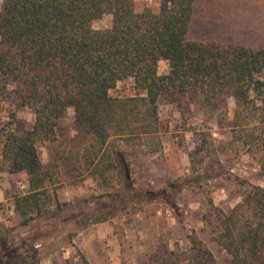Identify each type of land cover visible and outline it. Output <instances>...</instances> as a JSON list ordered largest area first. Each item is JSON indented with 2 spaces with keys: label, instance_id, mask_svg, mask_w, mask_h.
<instances>
[{
  "label": "trees",
  "instance_id": "1",
  "mask_svg": "<svg viewBox=\"0 0 264 264\" xmlns=\"http://www.w3.org/2000/svg\"><path fill=\"white\" fill-rule=\"evenodd\" d=\"M196 1L173 0L169 12L155 13L135 0H3L0 97L35 116L29 129L0 130L8 172L28 176L29 192L15 198L24 225L53 205L47 185L51 166L43 165L40 148L58 142L69 108L84 136L80 145L90 177L103 188L120 187L108 196L112 210L116 203L124 207L145 200L134 188L130 155L121 146L139 142L150 153L162 151V97L182 115L195 107L217 121L229 115L228 100L234 99V138L264 151V81L258 78L264 50L190 40ZM107 15L112 25L95 29ZM127 80H133L135 96L111 94ZM151 198L169 202L158 192ZM54 204L61 210L57 197ZM88 212L90 222L100 223L113 211L102 203ZM218 220L215 240L230 264H264V187L250 186ZM180 256L166 250L162 264H217L197 239L192 252L183 253L187 258Z\"/></svg>",
  "mask_w": 264,
  "mask_h": 264
},
{
  "label": "rangeland",
  "instance_id": "2",
  "mask_svg": "<svg viewBox=\"0 0 264 264\" xmlns=\"http://www.w3.org/2000/svg\"><path fill=\"white\" fill-rule=\"evenodd\" d=\"M135 1L140 8L166 13L173 0ZM231 1L197 0L189 39L231 45L237 20L242 24V33H236L239 41L264 50V0H235L237 8ZM111 25L107 15L94 28ZM166 71L162 63L160 72ZM258 78L264 81V71ZM111 94L135 96L133 80L120 83ZM228 105L229 115L217 121L195 107L182 115L176 105L160 98L162 151L150 153L139 142L121 146L130 155L134 188L145 200L124 207L116 203L113 210L108 196L120 187L106 189L90 177L80 145L84 136L69 108L60 122L58 142L40 148L43 165L51 166L47 185L53 205L45 206L43 215H34L27 225L16 212L15 198L29 192L28 176L8 172L0 142V264H162L166 250L185 260L183 253L192 252L195 239L212 252L217 264H230V256L215 240L218 217L241 202L250 186L264 187V151L251 150L234 138L230 120L235 100L229 99ZM34 122L30 109L18 110L0 97V130H26ZM151 192L165 194L169 202L150 199ZM55 197L61 203L59 211ZM102 203L113 211L111 217L90 222L88 211Z\"/></svg>",
  "mask_w": 264,
  "mask_h": 264
},
{
  "label": "crops",
  "instance_id": "3",
  "mask_svg": "<svg viewBox=\"0 0 264 264\" xmlns=\"http://www.w3.org/2000/svg\"><path fill=\"white\" fill-rule=\"evenodd\" d=\"M256 1L259 2V3H262V2H263V0H256ZM235 3H236L235 0L231 1V4L235 5ZM235 6H236V5H235ZM236 8H237V6H236ZM238 11H239V10H238ZM239 18H241V17L239 16ZM236 24H237V26H236ZM240 26H242V24H238V23H237V20H235V21H234V24H233V26H232V28L234 29V32L230 34V36H231L232 39H233V40H231V41L229 42V43H231V45H234V46H245V43H242L241 41H239V37L236 36V33H238V31H239L240 33H242V31H241V27H240ZM240 35L243 36V34H240ZM213 42H219V43H221V44H224L222 41H213ZM245 47H247V46H245ZM248 48H250V47H248Z\"/></svg>",
  "mask_w": 264,
  "mask_h": 264
}]
</instances>
